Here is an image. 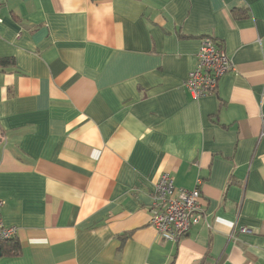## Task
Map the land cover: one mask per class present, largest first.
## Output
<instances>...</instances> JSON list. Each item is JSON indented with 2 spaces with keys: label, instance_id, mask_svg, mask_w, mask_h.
Returning a JSON list of instances; mask_svg holds the SVG:
<instances>
[{
  "label": "crops",
  "instance_id": "obj_1",
  "mask_svg": "<svg viewBox=\"0 0 264 264\" xmlns=\"http://www.w3.org/2000/svg\"><path fill=\"white\" fill-rule=\"evenodd\" d=\"M0 18V264H264V0H0ZM206 37L232 68L195 99ZM162 173L200 180L176 242L150 223Z\"/></svg>",
  "mask_w": 264,
  "mask_h": 264
},
{
  "label": "built area",
  "instance_id": "obj_2",
  "mask_svg": "<svg viewBox=\"0 0 264 264\" xmlns=\"http://www.w3.org/2000/svg\"><path fill=\"white\" fill-rule=\"evenodd\" d=\"M231 68V61L224 50L213 39L203 38L196 53V64L188 72L184 87L195 99L214 94L220 78ZM199 183L198 179L190 189L177 187L169 174L159 176L152 192L150 223L161 238L176 242L202 220L204 213L198 202ZM15 234L16 228L6 226L0 217V244Z\"/></svg>",
  "mask_w": 264,
  "mask_h": 264
}]
</instances>
